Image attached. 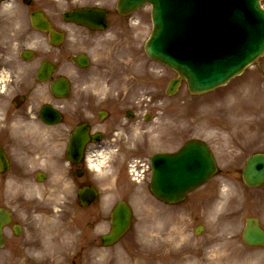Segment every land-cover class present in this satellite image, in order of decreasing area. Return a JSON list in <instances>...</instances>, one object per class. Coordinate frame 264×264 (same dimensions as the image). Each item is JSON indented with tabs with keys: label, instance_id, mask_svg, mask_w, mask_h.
Segmentation results:
<instances>
[{
	"label": "rangeland",
	"instance_id": "374dc122",
	"mask_svg": "<svg viewBox=\"0 0 264 264\" xmlns=\"http://www.w3.org/2000/svg\"><path fill=\"white\" fill-rule=\"evenodd\" d=\"M115 14L112 9V24L105 32L79 30L83 45L76 50L87 49L93 64L70 77L76 84H93L89 89L99 92L97 109L102 99L120 115L127 108L137 113L138 108L137 120H125L119 150L103 155L99 171L86 170L83 180L100 194L91 206L79 205L75 191L83 180L73 177L58 148L39 145L24 153L20 145L11 147V169L0 174V207L12 210L24 233L14 236L7 230L0 264H264V248H249L241 238L247 217H258L264 226V185L247 188L241 176L247 157L264 152V74L258 68L264 70V57L210 94L191 95L183 83L168 96L166 87L175 73L144 52L152 31L151 8L125 17ZM113 89L125 93L124 98L110 96ZM33 94L36 112L48 95ZM78 119L71 115V126ZM33 130L42 129L33 123ZM196 138L211 146L219 173L183 204L170 206L154 198L151 176L141 183L130 180L131 159L147 161L154 153L173 152ZM36 170L47 179L37 182ZM118 200L132 206V227L107 248L100 238L110 228ZM198 224L204 230L195 235Z\"/></svg>",
	"mask_w": 264,
	"mask_h": 264
},
{
	"label": "water",
	"instance_id": "95a60500",
	"mask_svg": "<svg viewBox=\"0 0 264 264\" xmlns=\"http://www.w3.org/2000/svg\"><path fill=\"white\" fill-rule=\"evenodd\" d=\"M123 13H130L144 3L152 4L154 29L146 46L147 54L176 68L188 80L193 93L207 91L226 82L264 52V9L260 0H121ZM78 19V17H75ZM87 25L98 23L82 15ZM93 23H91V22ZM180 78L171 82L174 93ZM64 87H61V93ZM76 141V139H75ZM73 141L71 156L79 161L82 146ZM215 162L209 147L190 141L173 154H159L153 160L152 191L168 202L181 201L186 193L214 173ZM250 186L264 182V154L254 155L245 170ZM87 203L96 198L92 188L82 191ZM10 215L0 211V245L2 226ZM113 230L107 243L118 240L129 228L131 210L118 203L112 217ZM248 242L264 244V231L257 219L248 220Z\"/></svg>",
	"mask_w": 264,
	"mask_h": 264
},
{
	"label": "flooded vegetation",
	"instance_id": "af4514ba",
	"mask_svg": "<svg viewBox=\"0 0 264 264\" xmlns=\"http://www.w3.org/2000/svg\"><path fill=\"white\" fill-rule=\"evenodd\" d=\"M113 1L114 0L0 1V146L3 147L7 155H11L10 150H12V146L14 150L16 146L20 145L24 153H26V149H31L34 142L31 141L30 135L34 136V139L40 142L38 140L40 138L39 136L40 134H44V138L48 139L46 142L51 146L66 143L67 131L61 130L48 134L32 130L33 120L37 123L40 122V124L44 126V123L38 115V111L34 113L33 109L34 106L32 103L35 99L34 94L32 95V92H34L33 78L36 73L35 71H37L36 65L45 59L52 60L56 66V71L51 76L52 79L63 75L65 73V64L63 62L65 57H70V55L73 54L72 52L75 51L73 48H76V46L80 47L81 45L77 41H75L77 42L76 45H67L68 43L65 41L59 45V47L54 48L55 50H50L48 55L41 56L42 48L38 43L37 46L35 45V58L31 61L22 59V55L20 54L22 49L31 47V45L35 44L37 41L39 42L35 35L40 32H32L31 14L39 11L44 12L51 26L61 31L64 26V21L62 19V11L64 8L72 10L80 7H100L106 10V17L110 22V9L113 7V5H111ZM17 24H19L18 27ZM82 51L84 50L77 51L74 54H82ZM69 63L73 66L75 65L72 61H69ZM87 85L88 84H83L82 86L85 87ZM45 94L49 95L47 90ZM73 95L75 96L73 114L75 113L74 117L79 118L78 123H89L90 131L100 126V130L103 133L102 138L120 129L119 123L122 113L120 115L116 113L117 110L108 106V109L107 107L104 109L106 113L105 118H113L115 123L113 125H108L104 122H98L96 101L91 97L89 98V94L84 91H76ZM51 101L54 100L51 98ZM55 106L62 113V119L65 120L66 115L62 110L63 104H56ZM67 111L70 112V109H67ZM133 117H135V114ZM65 122L66 121L62 122L61 126H63ZM16 127L19 128L18 134L13 130ZM3 135H7V137H5L7 142H4L3 138H1ZM93 148V144L89 143L85 149L86 153L91 152ZM9 160L10 163H12L11 158H9ZM80 166L77 167L79 168ZM82 173L83 176H85V173Z\"/></svg>",
	"mask_w": 264,
	"mask_h": 264
},
{
	"label": "bare ground",
	"instance_id": "6f19581e",
	"mask_svg": "<svg viewBox=\"0 0 264 264\" xmlns=\"http://www.w3.org/2000/svg\"><path fill=\"white\" fill-rule=\"evenodd\" d=\"M96 148V147H95ZM96 150H98V149H96ZM104 153L105 152H100L99 154H101V156H97V157H95V155H93L94 153H92V154H90L89 156H88V159H89V161H90V166H94L97 170H100V168L102 167V160L104 159V157H103V155H104ZM12 181H10L9 182V186H11V183ZM17 182H19V181H17ZM17 191H19V192H21L22 193V189L21 188H18V190ZM51 239H52V237H51ZM37 241H35V243H36ZM33 247H35V244H33ZM33 249V248H32ZM40 250V249H39ZM215 258V257H214ZM219 261L221 262V260H214L213 262H212V264H219Z\"/></svg>",
	"mask_w": 264,
	"mask_h": 264
}]
</instances>
